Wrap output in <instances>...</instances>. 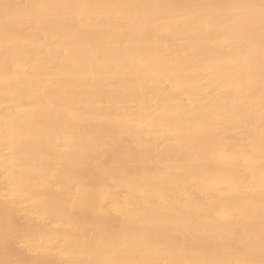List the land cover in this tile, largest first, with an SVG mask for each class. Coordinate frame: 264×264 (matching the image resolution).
Segmentation results:
<instances>
[{
	"label": "bare ground",
	"instance_id": "bare-ground-1",
	"mask_svg": "<svg viewBox=\"0 0 264 264\" xmlns=\"http://www.w3.org/2000/svg\"><path fill=\"white\" fill-rule=\"evenodd\" d=\"M0 181V264H264V0H0Z\"/></svg>",
	"mask_w": 264,
	"mask_h": 264
},
{
	"label": "rangeland",
	"instance_id": "rangeland-1",
	"mask_svg": "<svg viewBox=\"0 0 264 264\" xmlns=\"http://www.w3.org/2000/svg\"><path fill=\"white\" fill-rule=\"evenodd\" d=\"M0 197H2L3 196V194H5L6 193V190H7V185H6V183H4V182H1L0 181ZM4 186V187H3ZM5 190V191H4ZM3 191V192H2ZM26 203H23L22 205H19V208H21V207H24V205H25ZM19 217H20V215H18ZM14 250H15V253H14V256L15 257H17L18 255H19V253L21 254L22 253V251H24L23 250V247H22V245L20 244V243H18V242H15L14 243ZM22 247V248H21ZM24 253H26L25 251H24ZM14 257V258H15ZM68 259V257H69V259L67 260L66 258ZM64 258H62L61 260H60V262L58 261L57 262V264H76L73 260H72V258L70 259V256H65ZM71 260L73 261V262H71Z\"/></svg>",
	"mask_w": 264,
	"mask_h": 264
}]
</instances>
